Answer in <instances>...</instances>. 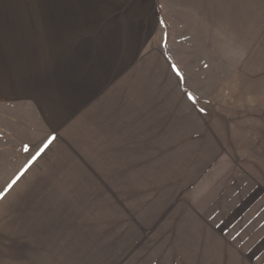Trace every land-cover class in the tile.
Instances as JSON below:
<instances>
[{"label": "rangeland", "instance_id": "obj_1", "mask_svg": "<svg viewBox=\"0 0 264 264\" xmlns=\"http://www.w3.org/2000/svg\"><path fill=\"white\" fill-rule=\"evenodd\" d=\"M104 1L89 4L114 9L88 10L82 26L84 10L74 11V26L66 24L72 11H62L53 50H45L43 41L35 57L56 88L58 109L73 110L67 123L73 127L67 136L73 162L55 170L58 183L51 192L57 189L52 194L58 209L66 210L64 217L58 214V226L68 229L67 236L73 229L74 251L84 259L79 264H264V212H257L258 206L229 212L232 177L225 139L221 153L212 154L207 152L212 135L203 123L195 137L177 138L156 120L138 122L137 135L130 137L133 123L124 107L132 97L127 83L150 76L156 81L152 69L169 67L182 85L185 129L198 125L193 117L198 113L221 115L229 109L253 115L248 128L257 134V116L264 113V78L257 74L264 64L257 41L264 29V0ZM87 82L89 88L82 89ZM169 92L172 101L178 91ZM118 105L121 116L114 121ZM98 113L101 125L113 132L99 140L93 138ZM61 122L58 136L64 144ZM21 147L15 153L22 157L19 170H28L37 154L29 145ZM60 178H67L66 184Z\"/></svg>", "mask_w": 264, "mask_h": 264}, {"label": "crops", "instance_id": "obj_2", "mask_svg": "<svg viewBox=\"0 0 264 264\" xmlns=\"http://www.w3.org/2000/svg\"><path fill=\"white\" fill-rule=\"evenodd\" d=\"M258 1L262 3L263 0ZM115 3L112 1V4ZM114 7L90 5L89 0H0V264H73L75 259L79 264V261L84 260L80 253L74 251L78 248L73 246L77 244L73 229L71 236H67L68 229L58 226V214L64 217L66 210L58 209L57 196L52 194L57 189L51 192L58 183L55 170H63L68 163L73 162V156H68V148L73 144L67 141L73 128L67 124L68 117L72 122L73 110L69 109L68 112L66 102L64 114L58 109L56 88L48 84L42 72L43 61L36 60L35 57L38 56L37 49H42L43 41L45 50H53L62 11H72L70 14L67 12L69 19L66 24L74 26L77 25L74 11L84 10L78 22L82 26L88 10H110ZM42 27L46 28L45 33ZM257 41L264 48V29ZM151 73L157 77L156 81L150 76L145 81L127 83L126 90L131 92L129 95L132 97L124 107H127L128 112L125 114L133 123L130 137L137 135L138 122L144 120L148 123L161 121V127L165 128L163 131L172 129L177 132V138L188 134L195 137L204 125L213 140L212 147L207 148V152L221 153L225 148L224 139L229 146V178L232 177L229 212L232 210L235 215L236 210L241 208L242 212L248 213L256 206L257 212H264V113L257 116V134L248 128L250 116L253 115L229 113V109L221 115L217 112L198 113L193 116L198 125L185 129L180 124L186 120V115L180 114L185 111L179 110V107L182 108L179 98L182 95L181 83L174 81L169 67L153 68ZM54 74L53 80H56V69ZM257 74L260 79L264 78L262 62L258 65ZM87 88L89 83L82 87ZM171 90L178 91L177 94H171L174 98L172 101ZM186 99L183 100L184 103L188 100ZM71 103L75 104V96ZM111 104L115 106L116 103ZM171 107H177L179 113L171 115ZM120 111L118 105V115L115 114L114 121L121 116ZM230 114H237V118L229 119ZM207 115H210L209 119L205 117ZM85 117L86 114L83 121ZM63 120L66 124L64 144L61 141L59 143L58 136L59 123ZM95 120L98 131L93 133V138L99 140L103 135H113V132L108 133L101 125L104 118L100 113ZM22 145L24 150L29 145L37 156L33 158V166L20 171L22 157L15 153L19 152L16 149ZM75 154L78 155V152ZM23 155L25 157V151ZM23 162L24 159L22 164ZM63 174L67 175L65 172ZM66 179L60 178L64 184ZM67 185L73 184L67 182ZM233 196L238 197L231 199ZM83 233L84 231L82 236ZM59 234H64L61 241ZM63 239L67 242L62 241ZM79 242L83 243L82 240Z\"/></svg>", "mask_w": 264, "mask_h": 264}]
</instances>
